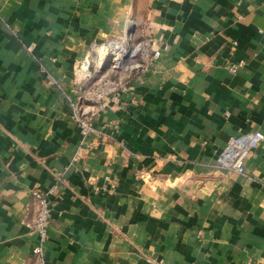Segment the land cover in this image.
<instances>
[{"label": "crops", "instance_id": "1", "mask_svg": "<svg viewBox=\"0 0 264 264\" xmlns=\"http://www.w3.org/2000/svg\"><path fill=\"white\" fill-rule=\"evenodd\" d=\"M108 37L135 47L129 91L85 138L77 71ZM253 131L264 0H0V264H264V142L243 172L219 160Z\"/></svg>", "mask_w": 264, "mask_h": 264}, {"label": "built area", "instance_id": "2", "mask_svg": "<svg viewBox=\"0 0 264 264\" xmlns=\"http://www.w3.org/2000/svg\"><path fill=\"white\" fill-rule=\"evenodd\" d=\"M161 55L160 49H154L152 42H146L144 49H142V56L144 61L157 58ZM244 63L241 61L242 64ZM239 64H232L230 69L237 71ZM92 94L95 98L90 97L89 108L84 107V102L75 100V117L81 127L84 137H88L91 133L93 112L96 106L105 108L111 103H118L124 94L129 91L128 81H123L119 78H105L97 83L96 89ZM264 142V133L262 131H253L249 135H240L231 137L227 147L221 153L219 160L227 166L234 167L237 171L243 172L244 162L254 147H257ZM118 185L117 179H111L110 192H113ZM96 189H99L96 187ZM54 190L44 191L41 189H34L31 195L38 203L37 217L34 223H30L36 232L41 236V241L44 242L48 237L49 226L51 222V193ZM42 245H36L34 252L42 254Z\"/></svg>", "mask_w": 264, "mask_h": 264}, {"label": "rangeland", "instance_id": "3", "mask_svg": "<svg viewBox=\"0 0 264 264\" xmlns=\"http://www.w3.org/2000/svg\"><path fill=\"white\" fill-rule=\"evenodd\" d=\"M130 33H131V31H130ZM127 38H128L127 40H130L129 37H127ZM112 39H114V37H108V39L105 41L102 40V41L94 43L92 51H94V48L96 47V45H99V47L101 45H108V43L111 42ZM116 41L119 42L118 40H116ZM120 42H119V44L121 45V48H124L123 52L126 53V56L124 55V57L118 58V56L114 55L111 58L107 59V61H109V62L107 63V61H106L107 64L105 66L99 67V62H98L99 60L97 61V59H96V58H98V53H96V51H94V53H93L94 56H93V59L91 60L90 69H89V71L91 73L86 74L87 75L86 77H82V76L77 75L79 80L76 79V91H77L76 100L79 99V100L83 101L85 103L84 107L89 108V105H87V104L89 103L90 97H93V98L96 97L92 93H93V91H95L94 89H96V85L98 82H100V80L105 79V78H118V77H120V78H123L122 79L123 81H126L125 79L131 75L130 70L128 71L125 69H126V67L130 66V64L132 62V57H133L132 55L133 54L130 56L129 53L127 54V51L129 52V49L131 50V48H133V46L131 45L130 42H129L130 44L129 43L127 44L128 47L126 45H122ZM144 47H145V45L143 46V49H144ZM138 51H140V50H138ZM85 59H86V57L83 58L79 64V70L77 71L78 73L81 71L82 66H83V61ZM141 59H142V56H141ZM118 62H120V63H118ZM96 108H97V106H96ZM92 110H95V109H92ZM92 126H93V122H92Z\"/></svg>", "mask_w": 264, "mask_h": 264}, {"label": "bare ground", "instance_id": "4", "mask_svg": "<svg viewBox=\"0 0 264 264\" xmlns=\"http://www.w3.org/2000/svg\"><path fill=\"white\" fill-rule=\"evenodd\" d=\"M142 48H143V45L139 47V50H142ZM123 50L124 48H121V45L117 41H111L108 43V45H101L100 47L96 46L95 51L96 53H98V58L96 59L97 61L99 60L98 61L99 67L105 66L109 62L107 61V59L111 58L114 55L118 56V58L124 57V55L126 56V53L123 52ZM93 53L90 54L88 59L86 58L83 61L82 69L79 72L82 77H86L87 76L86 74L91 73L89 69H90L91 60L93 59V56H94ZM128 53L129 52L127 51V54Z\"/></svg>", "mask_w": 264, "mask_h": 264}]
</instances>
